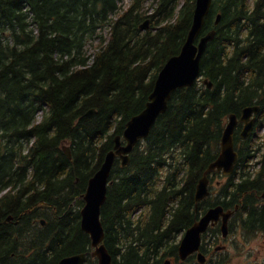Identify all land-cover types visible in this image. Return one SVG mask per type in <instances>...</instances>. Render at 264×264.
Returning a JSON list of instances; mask_svg holds the SVG:
<instances>
[{"label": "trees", "instance_id": "16d2710c", "mask_svg": "<svg viewBox=\"0 0 264 264\" xmlns=\"http://www.w3.org/2000/svg\"><path fill=\"white\" fill-rule=\"evenodd\" d=\"M123 2L0 0V264H59L82 252L98 264L81 228L82 195L181 50L196 5ZM213 29L203 78L174 92L129 164L115 160L101 211L115 264H188L180 233L218 204L235 220L243 215L245 232L264 229V143L251 137L235 136L234 174L196 209V186L220 153L230 114L264 109V0H213L201 35Z\"/></svg>", "mask_w": 264, "mask_h": 264}, {"label": "water", "instance_id": "95a60500", "mask_svg": "<svg viewBox=\"0 0 264 264\" xmlns=\"http://www.w3.org/2000/svg\"><path fill=\"white\" fill-rule=\"evenodd\" d=\"M212 3L213 0H196L193 22L181 50L171 56L159 71L154 88L148 97L144 109L128 120L122 136L117 135L114 138L113 149L106 154L101 167L88 181L86 191L82 195L85 203L81 209V228L90 235L93 248L91 255L97 257L98 264H115L113 256L104 242L106 232L101 219V211L107 200L109 180L116 157L119 156L121 158L123 165L129 164L130 154L141 140L149 136L159 116L167 111L174 92L178 89L191 87L202 78V57L209 42L216 35L215 29L201 35ZM220 18L221 15H218L216 24L219 23ZM149 25L150 20H146L141 25V28L147 29ZM203 82L209 88L213 87V82L209 79L206 78ZM260 111L261 106L258 104L243 108L240 119L245 122L242 132L244 137L249 135L254 128L256 118L253 117V114ZM95 112L96 110L92 109L88 114H94ZM238 120L236 113L230 114L223 131L220 153L209 164L197 184L195 194L197 203L210 194L208 173L217 169L230 175L235 170L238 152L235 146L234 132ZM63 148L71 157L70 147L64 146ZM262 197H264V191ZM233 214L234 210L225 209L222 204L209 208L199 220L186 230L178 248L180 259L185 260L191 254L198 252V260L201 264H204L206 255L200 250L202 234L208 230L210 225H215L222 219V232L226 236L228 234V222ZM43 223H45V220H43ZM87 259L88 252H82L64 256L60 259L59 264H85ZM166 264H171V261L167 260Z\"/></svg>", "mask_w": 264, "mask_h": 264}, {"label": "flooded vegetation", "instance_id": "af4514ba", "mask_svg": "<svg viewBox=\"0 0 264 264\" xmlns=\"http://www.w3.org/2000/svg\"><path fill=\"white\" fill-rule=\"evenodd\" d=\"M240 116L241 115H238L239 120H238L236 129H235V132H234V140H235V136L238 134L243 139H246V138H250L251 137L252 139L257 140V142L264 143V136H261L260 134H258L259 127L262 126V125H264V122H261V120L264 118V109L262 108V106H261V111L259 113H254L253 114V117L256 118L255 125H254L253 130L246 137H244L242 135V132H243V129H244V126H245V122L240 119ZM238 163H239V153H238V161L236 163V167H237V164ZM236 167H235V170H236ZM235 170H234V172H235ZM234 172L232 174H230V175H227L223 171H219V170L215 169V170H212L210 173H208V178H209V191H210V194L207 197H209V198H211L213 200L214 197H212V191H211L212 190L211 188L213 186V183H216L217 186L221 188L222 185L230 178V176L234 174ZM263 177H264V174H263ZM220 178H224L225 181L222 182V180ZM196 188H197V186H196ZM263 191H264V189H263ZM263 191H262V193H263ZM262 193L260 195H258V196H259L260 201H262V203H264V197H262ZM195 194H196V191H195ZM195 201H196V198H195ZM198 203L196 204V209L197 210H198ZM204 214H205V212L202 213L197 220H199L200 217L202 215H204ZM242 216L243 215L239 216L241 218H238V219L235 220V215L234 214L232 215V217L229 219V222H228V234L226 236H224V234L222 232V219H220L218 221V223H216L215 225H210L209 228H208V230L205 233L202 234V241H201L200 250H201L202 253H204L206 255V262L204 264H219V263L220 264H230L229 263L230 258L227 257V256L222 257V258L221 257L214 258V257H216V255L219 256V254H221V253H223L225 251L226 245L225 244H220V243L231 238L232 234L235 231V230H233L232 227H234L235 225H237V222H238V224L240 225V227H241V229L243 231L242 235H244V237L245 236L252 237V236H255V235L258 236L259 234L260 235H263V237H264V229H258V230H256L253 233H247V232H245V230L243 229L242 220H241L242 219ZM10 219H12V218H10ZM237 220H239V221H237ZM45 224H46V221H45V223H43V221H42V225H45ZM186 230H184L182 233H180L179 244H180V242H181V240H182V238H183ZM235 242L236 241H234V243ZM178 248H179V246H178ZM178 255H179V252H178ZM225 255H228V253L225 254ZM175 259H176L175 257H169V258H167L165 260V263L164 264H166L167 260H170L171 261V264H175ZM179 259H180V256H179ZM180 261L181 262H186L188 264H201L199 262V260H198V252H195V253L191 254L185 260H181L180 259Z\"/></svg>", "mask_w": 264, "mask_h": 264}, {"label": "rangeland", "instance_id": "374dc122", "mask_svg": "<svg viewBox=\"0 0 264 264\" xmlns=\"http://www.w3.org/2000/svg\"><path fill=\"white\" fill-rule=\"evenodd\" d=\"M104 34L108 36L107 31ZM88 52L90 54H93L94 48L91 47L88 50ZM39 118H41V116ZM258 134H260L261 136H264V125L259 127ZM65 144L69 146V143H65ZM220 179L222 180V182L225 181L224 178H220ZM211 189H212L211 190L212 197L214 198L217 197V195L221 191V188L218 187L216 183H213V186ZM232 228L235 231L232 234L231 238L220 243V244L226 245L225 251L223 250L224 251L223 253L219 254V256L216 255V257L214 258H217V257L222 258V257L227 256L230 258V261H229L230 264H264V237L263 235L259 234L258 236L255 235L252 237H248V236L244 237V235H242L243 231L240 225L238 224V222H237V225H235ZM234 241L236 242L234 243ZM227 253L228 255H225Z\"/></svg>", "mask_w": 264, "mask_h": 264}]
</instances>
